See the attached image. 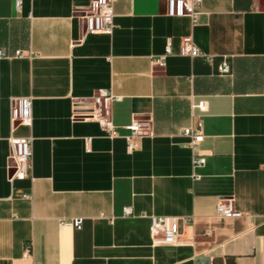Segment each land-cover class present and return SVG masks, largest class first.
Listing matches in <instances>:
<instances>
[{"label":"crops","instance_id":"0c3cea01","mask_svg":"<svg viewBox=\"0 0 264 264\" xmlns=\"http://www.w3.org/2000/svg\"><path fill=\"white\" fill-rule=\"evenodd\" d=\"M88 3L0 0V264H264V0H201L195 20L115 0L108 34L85 33ZM184 37L209 59L182 55ZM98 89L121 96L115 137L71 118ZM18 96L32 97L31 126L12 132L32 138V166L10 181ZM198 119L200 166L182 133ZM132 120L152 135L129 152ZM219 197L243 214L217 215ZM150 215L181 217L179 244L153 246Z\"/></svg>","mask_w":264,"mask_h":264},{"label":"built area","instance_id":"2783aa9c","mask_svg":"<svg viewBox=\"0 0 264 264\" xmlns=\"http://www.w3.org/2000/svg\"><path fill=\"white\" fill-rule=\"evenodd\" d=\"M16 7H19L21 0H14ZM115 0H89L86 11L82 18L85 23V33H111L114 28L113 5ZM201 0H167V14L169 16H189L195 20L199 13ZM170 42L167 41L165 54L155 61V64L163 65L164 57L170 54ZM180 52L188 56H204L200 49L193 43L190 37H184ZM16 56H22L23 53L16 51ZM3 49H0V57H5ZM220 73L229 72V65L223 62L218 66ZM121 96L113 94L108 89H98L90 98L88 104L83 101H77L74 104L71 118L73 120H96L101 129L110 137H115L116 131L111 120L109 105L113 101H119ZM197 109L200 113L207 110V102L200 99L196 103H191V110ZM9 121L11 135L9 141V156L12 161L13 172L9 180L25 179L31 174L32 166V138L30 136L16 137L12 135L17 125L30 127L32 124V97L18 96L10 100ZM129 133L124 136L126 149L132 152L139 146L142 137L152 135L149 127L140 120H132L127 126ZM182 133L189 137L188 147L192 152V162L200 166L205 161V155L199 151L198 145L202 140V122L196 120L191 125L183 128ZM90 138H86V149ZM215 213L223 217H239L243 213L233 206L232 197H219L215 204ZM131 214L129 207L124 209V215ZM81 218H76L73 225L77 228L81 225ZM149 236L151 244L155 245H177L181 236V224L185 221L175 215H150L149 216ZM201 264H205L201 262ZM210 264V263H209Z\"/></svg>","mask_w":264,"mask_h":264}]
</instances>
